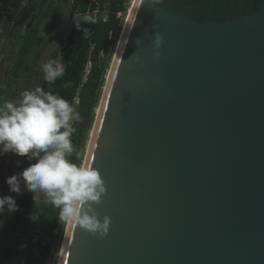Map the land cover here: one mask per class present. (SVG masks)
I'll use <instances>...</instances> for the list:
<instances>
[{"label": "water", "instance_id": "1", "mask_svg": "<svg viewBox=\"0 0 264 264\" xmlns=\"http://www.w3.org/2000/svg\"><path fill=\"white\" fill-rule=\"evenodd\" d=\"M132 7L84 161L109 232L58 264H264V0Z\"/></svg>", "mask_w": 264, "mask_h": 264}, {"label": "trees", "instance_id": "2", "mask_svg": "<svg viewBox=\"0 0 264 264\" xmlns=\"http://www.w3.org/2000/svg\"><path fill=\"white\" fill-rule=\"evenodd\" d=\"M126 2L127 0H73L76 19L82 14H89L94 16L97 22H81L80 30L74 24L73 41L60 55V62L65 68L64 76L48 84V88L49 92L62 96L71 104L78 100L79 115L86 122L92 120L93 111L100 101L108 75L109 61L115 53L123 29L122 14L126 13ZM17 4L21 5L19 15H13L0 29L1 41L5 33L12 32V21L17 22L14 37L19 43V48L14 65L10 69L7 84L9 87L18 83L25 71L34 69V64L45 47V37L40 34L41 25L47 18L54 19L59 15L63 0H0V10L17 8ZM105 16L108 18L107 22H104ZM3 92L1 90V95ZM2 98L0 96V102ZM73 127L75 131L71 139L75 151L72 159L79 164L84 151L83 133L76 129V126ZM21 188H24L23 183ZM13 197L19 205V210L9 214L0 264H50L55 240L62 234L58 210L41 204L36 209L41 213V217L32 222L29 214L34 211L33 193L23 190L21 194ZM28 236L29 241L26 242L25 238ZM23 243L27 244L26 248H21Z\"/></svg>", "mask_w": 264, "mask_h": 264}, {"label": "clouds", "instance_id": "3", "mask_svg": "<svg viewBox=\"0 0 264 264\" xmlns=\"http://www.w3.org/2000/svg\"><path fill=\"white\" fill-rule=\"evenodd\" d=\"M152 2L161 3L162 0ZM103 19L107 22L108 18ZM81 22L96 23L97 19L89 14L80 15L74 21L79 30ZM161 42L162 37L157 34L155 47L159 48ZM158 57L159 52H156L153 58ZM41 67L43 79L49 84L65 73L64 65L57 59H48ZM79 119L74 106L62 96L41 87L22 90L17 101L0 103V156L13 153L31 161L22 172L7 177L6 183L11 192L21 194L27 190L33 193L34 211L29 214L32 222L41 217L36 211L38 206L50 205L58 210L61 225L79 226L86 233L102 238L109 232L111 217L104 215L101 219L95 205L102 203L107 186L98 168L90 163L78 164L72 159L75 151L71 139L75 131L73 122ZM16 163L19 165L20 161ZM18 210L14 197L0 196V214ZM2 228L3 222L0 223ZM26 247V243L21 244V248Z\"/></svg>", "mask_w": 264, "mask_h": 264}, {"label": "rangeland", "instance_id": "4", "mask_svg": "<svg viewBox=\"0 0 264 264\" xmlns=\"http://www.w3.org/2000/svg\"><path fill=\"white\" fill-rule=\"evenodd\" d=\"M133 2L134 0H127L126 2L127 10L126 13L122 14L124 15L123 27L126 23ZM18 5L19 4H17V8L0 10V29L3 28L8 23V21H10L13 15L15 16L19 15V12L21 11V5L20 6ZM75 20H76V12L73 9V0H63V4L60 8L59 15L54 19L47 18L41 25L40 34L45 37V47L42 50L39 60L34 64V69L32 71L23 73L20 81L12 89L5 88L6 100H11L14 102L17 101L20 97V92L25 89L34 90L36 87H41L45 91H49L48 90L49 83L45 82L43 79V72L41 66L48 59H57L60 61V55L63 50L62 48L66 44H69L72 41L73 29L75 27L74 25ZM16 25H17L16 20L12 21L11 23L12 32L5 33L0 41V90L4 88V86H6V83L10 79V69L13 67L18 53L19 43L16 41L14 37ZM121 34L122 31L119 35L118 42L120 40ZM113 59H114V55L109 61L108 73L112 66ZM102 95L103 92H101L100 95L101 98ZM101 98H99L100 101L97 103L95 110L93 111L92 120L86 122L84 118L80 117L78 121L73 122V125L76 126V129L81 130L83 133L84 151L82 153V158L80 163H84L85 161L89 142L93 132V127L96 121L98 108L101 102ZM78 104H79L78 100H75V102L72 105L79 113ZM18 160L20 161L19 165H17L16 163V161ZM29 163H31V161H28L26 157L17 156L13 153H5L3 156H0V196L13 197L14 195H17V193L10 191L9 185L6 183V178L13 174H18L22 172L23 169L29 165ZM37 195L39 196V194ZM8 218H9V213L5 212L3 214H0V223L3 222V228L0 229V262H1L2 252L5 243L4 233ZM66 228H67L66 224L62 225V234L60 237H57L55 240V245L52 251L50 264L59 263V258H60V253L62 249V243L64 240ZM25 241L26 242L29 241V236L25 238ZM20 264H25V262H22Z\"/></svg>", "mask_w": 264, "mask_h": 264}, {"label": "flooded vegetation", "instance_id": "5", "mask_svg": "<svg viewBox=\"0 0 264 264\" xmlns=\"http://www.w3.org/2000/svg\"><path fill=\"white\" fill-rule=\"evenodd\" d=\"M25 72H27V71H25ZM25 72H24V73H25ZM21 77H22V76H21ZM20 79H21V78H20ZM19 81H20V80H19ZM7 84H8V82L6 83V89H12L17 83L14 84L12 87L7 86ZM1 90L4 91L2 95H1ZM1 90H0V96H2L3 98L1 99V102H0V103H3L4 101H6V97H5V88H2ZM48 90H49V88H48Z\"/></svg>", "mask_w": 264, "mask_h": 264}, {"label": "built area", "instance_id": "6", "mask_svg": "<svg viewBox=\"0 0 264 264\" xmlns=\"http://www.w3.org/2000/svg\"><path fill=\"white\" fill-rule=\"evenodd\" d=\"M96 12H97V10L94 11V13H96ZM89 67H90V64L88 65V68H89ZM87 71H88V69H87Z\"/></svg>", "mask_w": 264, "mask_h": 264}, {"label": "bare ground", "instance_id": "7", "mask_svg": "<svg viewBox=\"0 0 264 264\" xmlns=\"http://www.w3.org/2000/svg\"><path fill=\"white\" fill-rule=\"evenodd\" d=\"M135 1H136V0H134V2H133V3H135ZM132 10H133V7H131V10H130V12H131Z\"/></svg>", "mask_w": 264, "mask_h": 264}]
</instances>
